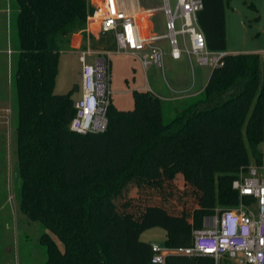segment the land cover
<instances>
[{"label": "trees", "instance_id": "obj_1", "mask_svg": "<svg viewBox=\"0 0 264 264\" xmlns=\"http://www.w3.org/2000/svg\"><path fill=\"white\" fill-rule=\"evenodd\" d=\"M15 1L19 203L47 229L45 264H148L152 244L140 233L155 226L166 231V248L190 246L205 216L237 203L232 183L249 150L261 155L259 54L226 53L201 95L167 122L158 96L135 89L132 108L111 102L105 130L82 134L69 127L74 99L56 93L55 80L61 44L84 28L88 0ZM202 1L207 47L225 51L224 0ZM165 264L214 261L168 253Z\"/></svg>", "mask_w": 264, "mask_h": 264}, {"label": "built area", "instance_id": "obj_2", "mask_svg": "<svg viewBox=\"0 0 264 264\" xmlns=\"http://www.w3.org/2000/svg\"><path fill=\"white\" fill-rule=\"evenodd\" d=\"M91 0H88V2ZM92 11L86 17V24L98 25L99 34L112 32L115 53L141 52L146 65L150 59L161 64V51L156 41L167 39L170 54L174 59L183 53L194 58L202 66L216 67L222 63L224 51L208 49L204 33L197 22V13L203 8L202 0H162L159 8H148L128 12L124 0H92ZM161 10L165 15V33H146L139 14ZM179 27H176V22ZM183 36V48L179 47L177 34ZM264 53V51H263ZM94 54L91 48L79 53L81 84L80 97L74 100L75 114L70 121L71 130L78 133L102 132L107 125V109L111 103L109 87L110 52L104 56L98 53L94 63L88 56ZM259 160L249 162L241 169L232 183L238 194V201L228 208H217L212 215L204 217L203 226L192 230V241L188 247L160 249L152 245L153 255L148 264H165L168 253L181 255L208 254L214 264H264V138Z\"/></svg>", "mask_w": 264, "mask_h": 264}, {"label": "rangeland", "instance_id": "obj_3", "mask_svg": "<svg viewBox=\"0 0 264 264\" xmlns=\"http://www.w3.org/2000/svg\"><path fill=\"white\" fill-rule=\"evenodd\" d=\"M143 7L159 8L162 0H139ZM173 7L175 0H170ZM226 53L256 52L260 56V87L264 83V0H224ZM17 6L15 0H0V264H45L47 254L40 243V236L47 229L38 221L30 220L20 209V184L17 175V111L15 100V70L18 56V38L16 27ZM151 21L156 25L158 33L165 32V16L159 9L152 14ZM179 27V22H176ZM179 47L183 48V36L177 34ZM163 53L169 52V45L164 40ZM61 64L55 80V92L71 93L76 97L74 87L81 83L80 65L76 56L68 49L61 51ZM101 56L104 54L101 53ZM166 57V56H164ZM162 58V67L149 64L143 68L132 56L113 53L109 60V87L117 106L123 109L132 108L131 91L142 87L145 80L165 88V80L169 76L173 62ZM186 75L189 82L197 75L196 88L204 82L206 74L212 69L202 66L183 54ZM73 70L74 81L70 84V71ZM174 116L164 108L163 120L167 122ZM262 145L260 150L262 149ZM259 149V148H258ZM261 152V151H260ZM258 152L255 154L257 155ZM254 155L249 150V161ZM60 250L63 243L54 236ZM166 231L159 226L145 229L140 239L166 248Z\"/></svg>", "mask_w": 264, "mask_h": 264}, {"label": "crops", "instance_id": "obj_4", "mask_svg": "<svg viewBox=\"0 0 264 264\" xmlns=\"http://www.w3.org/2000/svg\"><path fill=\"white\" fill-rule=\"evenodd\" d=\"M124 1H125V7H126L128 12H133V11L138 12L140 10L148 9L147 7H143L140 4L139 0H124ZM7 2H8V0H7ZM92 2H93L92 0L89 1V6L91 9L90 11H92V6H93ZM153 13L154 12H152V13H142L141 12L139 14L142 28L146 33L162 34V33H158L157 30H155L156 25L153 21H151V17H152ZM165 21H166V18H165ZM164 26H165V23H164ZM164 33L165 32H163V34ZM164 40L167 42V45H169L167 39H160V40L155 42L161 51V64L160 65L155 64L150 59H148L149 62L146 65L143 64L142 56L146 55V54L148 55L149 49H146V50L141 51V52H136V53H131L130 51L122 52V53L132 56L135 60H137V62H139V64H142L143 68H145V69L147 68V66L149 64H155L159 67H162V58L164 56H166L164 58H167L168 60H171V62H173L172 66H171V70L169 72V76H168L167 80H165V88L157 86L154 83L149 82V80H145V84L142 87L137 88V89L138 90H148V91H151L152 93H154L155 95L158 96V98L161 101L162 116L164 115V108L165 107L167 109H169L171 111V113L175 116L177 113H179L183 109L187 108L197 97H199L201 95V93H202V91H203V89L207 83V80L209 78V75H210V72L212 69L205 76L206 77L205 79H207V80H204L202 85H200L196 88L197 75L196 74L193 75L192 81L189 82L188 76L186 75V69H185L184 63H183V61L182 62L180 61L183 58L182 57L183 54H185V53H183L180 58L174 59L171 57L170 46H169V52L164 54L163 50H162V46H161ZM115 47H116V42H115L114 34L112 32L105 33V34H99L98 25L96 23H91L89 25V27L85 23V26L82 30L75 31V32L71 33L68 37V40L61 44L60 53L65 48L68 49L70 51V53L72 54L71 56H76L75 58H77L76 59L77 63L80 65L79 53L82 50H84L86 48H91L94 51L93 55L88 56V61L91 63H94L98 53L104 54L105 52H110V55H111L112 52L114 53ZM263 51H264V49L262 50V53H263ZM245 53H247V52H245ZM119 54H121V53H119ZM185 55L188 57L189 62L191 63L192 59H194V58L189 57L187 54H185ZM61 58L62 57L60 54L58 69H59L60 64H61ZM263 64H264V53H263ZM109 67H110V63H109ZM79 70H80V68H79ZM69 73H70V76H69L70 84H72L74 81V78H73L74 72H73V70H71ZM80 75H81V73H80ZM263 77H264V72H263ZM260 81H261V73H260ZM109 82H110V80H109ZM259 84H260V82H259ZM263 87H264V83H263ZM74 91L76 92L77 95L75 98H73V97L72 98L74 100H76L80 97V85L79 86L76 85L74 87ZM132 91H131V96H132ZM111 92H112V90H111ZM111 102L117 108H120L115 103V99L113 98L112 94H111ZM132 103H133V98H132ZM121 109H123V108H121ZM174 116H172V117H174Z\"/></svg>", "mask_w": 264, "mask_h": 264}]
</instances>
